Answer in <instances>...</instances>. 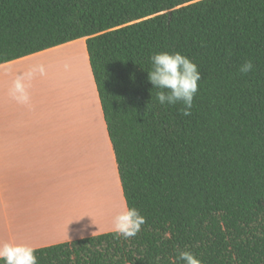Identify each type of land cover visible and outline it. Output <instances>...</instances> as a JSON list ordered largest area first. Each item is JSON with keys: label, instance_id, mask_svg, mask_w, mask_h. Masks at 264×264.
I'll return each instance as SVG.
<instances>
[{"label": "trees", "instance_id": "1", "mask_svg": "<svg viewBox=\"0 0 264 264\" xmlns=\"http://www.w3.org/2000/svg\"><path fill=\"white\" fill-rule=\"evenodd\" d=\"M83 38L125 206L146 222L37 247L39 264H264V0H0V64ZM157 52L197 64L191 115L156 100Z\"/></svg>", "mask_w": 264, "mask_h": 264}, {"label": "crops", "instance_id": "2", "mask_svg": "<svg viewBox=\"0 0 264 264\" xmlns=\"http://www.w3.org/2000/svg\"><path fill=\"white\" fill-rule=\"evenodd\" d=\"M78 41L81 40L0 64V88L4 89H0V243L27 244L37 248L90 236L93 234L76 232L83 228L85 230L87 224L92 222L95 208L100 206L102 212L107 210L103 206V199L94 196L93 181L90 179L87 183L88 173L85 171L88 169L85 165L77 164L76 171L77 197H81L83 203L76 202L75 208L71 206L70 209L68 202H55L56 193L64 187L59 162L61 157L49 148L55 140L41 137L39 131L34 133L35 128H32L33 131L31 128L27 130L24 136L23 125H64V121L66 125H72L71 118L73 120L76 114L71 102L72 94H67L69 107L63 115L55 101L52 102L54 110L45 111L46 103L37 90L20 92L12 89L17 80L24 78L23 69L18 64ZM92 86L96 114L105 128L94 82ZM22 95L27 96L26 101L20 99ZM66 162V174H69V161ZM68 184L66 181L67 187ZM67 199L70 201L69 195ZM108 200L105 198V202ZM78 220L82 221L79 229Z\"/></svg>", "mask_w": 264, "mask_h": 264}, {"label": "rangeland", "instance_id": "3", "mask_svg": "<svg viewBox=\"0 0 264 264\" xmlns=\"http://www.w3.org/2000/svg\"><path fill=\"white\" fill-rule=\"evenodd\" d=\"M80 40L73 45L18 64L24 74V78L19 81L23 85V91L33 89L39 92L46 103V105L43 103L45 111L54 110L55 105L52 102L55 101L58 104L57 109L64 114L69 107L67 94H72L71 102L76 108L75 118L73 120L71 118L72 125H66V121L64 125H23V132L25 136L27 130L31 128L33 131L32 128H35L34 133L37 134L39 131L41 137L55 140L49 148L61 157L59 162L64 182V187L56 193L55 202L69 203L70 209L71 206L75 208L76 202L83 203V199L77 197L76 171L77 164L86 166L87 183L90 179L93 181L94 196L96 199H103V206L107 210L102 212L103 208L101 209L100 206L95 208L94 219L93 213L91 214L92 222L87 224L85 230L83 228L76 233L94 235L112 230L113 217L124 209L125 202L121 194L112 149L104 125L96 114L97 107L84 38ZM12 89L16 90L15 86ZM89 112L91 114H88ZM72 115L74 116V113ZM66 160L69 161V174H66ZM66 181L67 184L69 183L68 187ZM68 195L70 201H67ZM105 198L109 200L105 202ZM81 226L82 221L78 220L77 229Z\"/></svg>", "mask_w": 264, "mask_h": 264}, {"label": "clouds", "instance_id": "4", "mask_svg": "<svg viewBox=\"0 0 264 264\" xmlns=\"http://www.w3.org/2000/svg\"><path fill=\"white\" fill-rule=\"evenodd\" d=\"M151 69L148 81L155 88L156 100L161 106L183 104V115H191L193 101L199 90L201 73L196 63L180 52H157L150 57ZM252 61L244 62L239 71L248 73L253 70ZM17 91L23 92V85L17 80ZM26 101L27 96L22 95ZM146 218L135 207L125 206L112 220V231L118 236L129 239L138 235ZM36 249L27 244L0 243V262L2 264H39ZM173 264H202V260L189 250H178Z\"/></svg>", "mask_w": 264, "mask_h": 264}, {"label": "bare ground", "instance_id": "5", "mask_svg": "<svg viewBox=\"0 0 264 264\" xmlns=\"http://www.w3.org/2000/svg\"><path fill=\"white\" fill-rule=\"evenodd\" d=\"M68 107V106H67ZM69 111V110H68ZM64 115V114H63Z\"/></svg>", "mask_w": 264, "mask_h": 264}]
</instances>
